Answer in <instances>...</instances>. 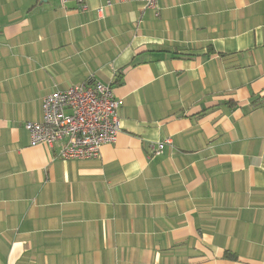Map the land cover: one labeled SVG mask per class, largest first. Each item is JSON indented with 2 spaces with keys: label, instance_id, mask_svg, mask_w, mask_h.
Masks as SVG:
<instances>
[{
  "label": "crops",
  "instance_id": "0c3cea01",
  "mask_svg": "<svg viewBox=\"0 0 264 264\" xmlns=\"http://www.w3.org/2000/svg\"><path fill=\"white\" fill-rule=\"evenodd\" d=\"M94 80L116 141L32 146ZM0 264H264V0H0Z\"/></svg>",
  "mask_w": 264,
  "mask_h": 264
},
{
  "label": "built area",
  "instance_id": "2783aa9c",
  "mask_svg": "<svg viewBox=\"0 0 264 264\" xmlns=\"http://www.w3.org/2000/svg\"><path fill=\"white\" fill-rule=\"evenodd\" d=\"M59 1L65 6L87 0ZM113 2H137L148 10L159 9V0H106L108 6ZM120 107L113 85L94 80L48 95L43 100L42 121L26 123L25 128L32 146L58 148L57 157L63 160H93L121 132ZM168 144L170 140L158 144L155 155L162 154Z\"/></svg>",
  "mask_w": 264,
  "mask_h": 264
},
{
  "label": "trees",
  "instance_id": "16d2710c",
  "mask_svg": "<svg viewBox=\"0 0 264 264\" xmlns=\"http://www.w3.org/2000/svg\"><path fill=\"white\" fill-rule=\"evenodd\" d=\"M209 53H213V49H211L210 51H209ZM229 256H232L233 258H235L236 259V256H233V255H229Z\"/></svg>",
  "mask_w": 264,
  "mask_h": 264
}]
</instances>
